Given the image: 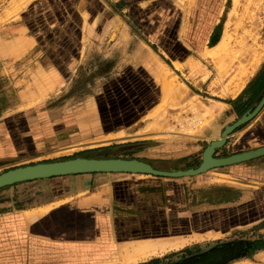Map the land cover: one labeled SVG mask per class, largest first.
Segmentation results:
<instances>
[{
  "label": "crops",
  "instance_id": "1",
  "mask_svg": "<svg viewBox=\"0 0 264 264\" xmlns=\"http://www.w3.org/2000/svg\"><path fill=\"white\" fill-rule=\"evenodd\" d=\"M22 1L0 2V170L82 150L76 158L187 171L195 168L184 162L191 151L157 137L124 140L156 127L168 76L182 72L224 97L213 106L218 140L264 98V31L249 0L242 7L239 0H28L16 16ZM32 56L51 60L27 65ZM30 67L54 75L61 105L49 109L48 98L32 103L21 92L20 104L9 103L20 87L17 69ZM80 73L92 78L82 83ZM68 80L76 84L63 99ZM254 95L261 100L250 102ZM235 136L233 146L244 136L264 146V109L224 149ZM263 221L264 157L195 177L40 179L0 190V264L109 263L123 244L221 237Z\"/></svg>",
  "mask_w": 264,
  "mask_h": 264
},
{
  "label": "rangeland",
  "instance_id": "2",
  "mask_svg": "<svg viewBox=\"0 0 264 264\" xmlns=\"http://www.w3.org/2000/svg\"><path fill=\"white\" fill-rule=\"evenodd\" d=\"M6 1L0 0L1 4ZM28 0H23L22 3L16 5L13 12L18 15L20 8L25 5ZM114 2L115 0H111ZM248 0H239L240 6ZM23 4V5H22ZM93 3L89 4L91 8ZM249 12L255 15V21L259 27L264 31V0H249ZM96 11L101 9V6L94 2ZM235 6H232V9ZM4 9V8H3ZM231 9V10H232ZM242 10V9H241ZM129 16V14H128ZM17 18V17H16ZM112 42L107 48H111ZM105 47V48H106ZM36 63L44 65L50 58L46 57H28L26 64L34 65ZM30 61V62H29ZM17 63V59L16 62ZM4 64L3 58L0 57V68ZM26 72L23 68H18L16 72V80L19 82V88L15 89L14 94L9 99V103L13 101L15 107L20 104L19 94L27 93L31 97L32 103L39 102L41 99L48 98V108H53L56 104L61 105L60 101L55 103V77L51 73H38L34 67H30ZM180 72V77L177 78L173 75L168 76L164 80V103L159 110L158 118L155 119L156 127L148 128L144 136L126 137L124 140L135 142L136 139H148L157 137L160 141H167L168 146L173 149H182L191 151L189 157L184 159L188 162L190 167H199L202 163V158L205 150L212 141L218 140V110H214L216 101H223L224 97L218 94V90L211 89L199 90L198 83H195L190 78L184 76ZM79 76L82 83L87 82L92 78V73H80ZM191 82L192 84H188ZM76 84V81L74 82ZM73 84V86H74ZM71 81L68 80L62 93L63 99H69L73 92ZM2 90L0 79V92ZM60 92V89H58ZM10 95V94H9ZM11 96V95H10ZM40 98V99H39ZM174 98L176 101L173 102ZM2 98L0 97V103ZM221 106V105H219ZM223 107V106H221ZM149 121V120H148ZM158 126V127H157ZM247 126V125H245ZM212 133V134H211ZM239 136L231 137L232 145L229 148H222L217 152L216 157L225 158L245 151L256 150L264 147L257 142L256 137L244 136L243 139L238 140V144L233 146ZM149 141V140H148ZM165 144L164 142H162ZM162 144V145H163ZM183 150V149H182ZM79 151H61L54 154L48 159H39L18 167L28 165H35L40 163H51L75 159ZM17 167V168H18ZM14 169V168H11ZM7 172L4 169L0 170V175ZM218 171H212V174ZM182 239L167 240V241H152V242H131L120 246V253L125 249H129L132 254L134 249L142 248L143 255L119 256L113 255L108 262H86L83 264H264L261 258L264 256V221L248 228L235 230L225 236L218 237L209 234L207 236H195L193 233L184 234ZM173 245L174 247H169ZM167 246V247H166ZM257 246L263 247L253 253L254 248ZM113 250L117 251L116 248Z\"/></svg>",
  "mask_w": 264,
  "mask_h": 264
},
{
  "label": "water",
  "instance_id": "3",
  "mask_svg": "<svg viewBox=\"0 0 264 264\" xmlns=\"http://www.w3.org/2000/svg\"><path fill=\"white\" fill-rule=\"evenodd\" d=\"M264 109V98L259 105L243 115L237 122L226 126L221 138L212 142L205 150L202 163L198 168L187 171L166 172L153 168L151 165L136 159H86L76 158L59 162L40 163L18 167L0 175V190L14 186L16 184L49 179L54 177H64L71 175L88 174H136L149 175L163 178H182L203 175L213 169L225 168L243 164L249 161L264 157V147L256 150L238 153L225 158L216 157L217 151L226 146L228 139L237 130L254 121Z\"/></svg>",
  "mask_w": 264,
  "mask_h": 264
},
{
  "label": "bare ground",
  "instance_id": "4",
  "mask_svg": "<svg viewBox=\"0 0 264 264\" xmlns=\"http://www.w3.org/2000/svg\"><path fill=\"white\" fill-rule=\"evenodd\" d=\"M73 150V149H72ZM28 217H30V216H28ZM167 247V246H166ZM169 247H174L173 245H170ZM133 253L135 254V255H143L145 252H144V250H142V248H137V249H134V251H133ZM121 259H122V256H124V258H125V256H127V258L129 257V256H134V254H132L131 253V251H129V249L127 248V249H125L124 251H121ZM261 261H262V263H264V256L261 258Z\"/></svg>",
  "mask_w": 264,
  "mask_h": 264
},
{
  "label": "trees",
  "instance_id": "5",
  "mask_svg": "<svg viewBox=\"0 0 264 264\" xmlns=\"http://www.w3.org/2000/svg\"><path fill=\"white\" fill-rule=\"evenodd\" d=\"M128 2V1H130V0H124V2ZM261 98H262V96L261 97H257V96H253L252 97V99H250V102H252L253 103V101H259V100H261ZM245 113V112H244ZM244 113H242V115L244 114ZM263 249V247H260V246H257L256 248H254V250H253V253L254 252H256V251H258V250H262Z\"/></svg>",
  "mask_w": 264,
  "mask_h": 264
}]
</instances>
